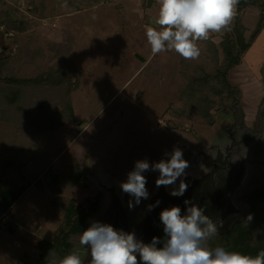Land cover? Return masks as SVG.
<instances>
[{
	"label": "rangeland",
	"instance_id": "rangeland-1",
	"mask_svg": "<svg viewBox=\"0 0 264 264\" xmlns=\"http://www.w3.org/2000/svg\"><path fill=\"white\" fill-rule=\"evenodd\" d=\"M253 1L258 4L236 11L244 42L259 15L261 27L231 63L221 42L234 41L233 21L197 42L198 59L185 60L174 51L151 56L145 25L155 26V0H0V91L7 85L23 91L18 104L25 112L46 100L55 104V119L65 117L56 128L37 132L31 117L10 105L14 96L3 99L0 93V114L3 107L10 110L0 116V178L26 186L10 207L0 206V264L33 263L36 246L66 229L54 196L87 211L81 231L67 238L83 264L91 256L79 244L80 234L93 221L111 225L116 204L120 230L136 238L155 207L180 205L183 211L199 196H212V180L217 190L226 188L220 199L225 209L207 211L213 221H223L218 231L251 214L243 195L264 187V0ZM60 65L75 70L52 85L48 81ZM68 86L71 112L60 103ZM228 131L237 143L225 166L214 169ZM173 148L188 161L186 175L157 188L159 173H143L149 197L129 209L132 197L119 184L134 162L167 159ZM47 167L82 172L74 184L60 182L54 191ZM181 180L186 191L171 195Z\"/></svg>",
	"mask_w": 264,
	"mask_h": 264
},
{
	"label": "clouds",
	"instance_id": "clouds-1",
	"mask_svg": "<svg viewBox=\"0 0 264 264\" xmlns=\"http://www.w3.org/2000/svg\"><path fill=\"white\" fill-rule=\"evenodd\" d=\"M154 25H145V37L155 57L164 51H174L185 60H196L201 54L198 41L208 40L210 34L226 30L231 25L239 0H156ZM167 159L149 163L134 162L126 180L120 182L122 192L132 197L128 207L148 199L147 179L143 173H159L155 186H170L186 175L188 161L179 148L164 154ZM187 189L183 180L171 191L181 196ZM159 204V201L156 202ZM188 205V201L184 202ZM149 209L152 205L148 206ZM159 219L163 225V238L152 237L151 242L138 240L134 232L117 230L109 224L93 221L79 236V244L90 250L89 264H264V250L255 256L228 251L222 246L210 247L208 241L218 235L222 220L213 221L195 205L181 214L178 206L162 209ZM248 214L244 224L252 221ZM162 245V247H157ZM139 257V259L137 258ZM50 264H83L82 257L71 252Z\"/></svg>",
	"mask_w": 264,
	"mask_h": 264
},
{
	"label": "trees",
	"instance_id": "trees-1",
	"mask_svg": "<svg viewBox=\"0 0 264 264\" xmlns=\"http://www.w3.org/2000/svg\"><path fill=\"white\" fill-rule=\"evenodd\" d=\"M148 3H151V0H145ZM253 3L257 5L258 3L253 0H239L236 11L243 8L248 3ZM262 15H259V19L255 24L252 34L250 35L248 41L243 40L242 32L244 26L240 22L239 16L236 14L233 19V33L234 41L231 43L228 39H224L221 42L224 53L226 54L228 61L235 63L239 56V51L244 50L250 43L251 38L253 39L254 35L257 34L259 28L261 27ZM17 29H20L19 25H14ZM70 69V70H69ZM75 69L68 66L60 65L56 68L49 79V83L61 84L63 83V78L70 74V71ZM57 81V83H56ZM225 86H230L224 82ZM10 84V83H7ZM9 88V89H8ZM69 86L66 87L64 94L60 96V103L62 107L67 109L68 112H71L70 101L68 99ZM3 99H7L13 95V101L10 105L18 106L19 113L21 112L24 115V118L31 117L28 121L30 125L37 132H43L56 128L62 120L65 119L63 116H58L54 118L55 114V104L46 103V100L38 101L35 105L31 107L28 111H24V108L18 104L20 101H23L24 98L21 96L24 94L23 91L17 87L7 85L3 87L0 91ZM65 98V99H64ZM11 99V100H12ZM17 110V109H16ZM36 110L38 112H36ZM8 108L3 107L1 109L0 116L5 117L4 114L8 113ZM50 112V116L46 115V112ZM36 112V113H35ZM69 114V113H68ZM24 119V120H25ZM35 119H39L36 121ZM82 172V171H81ZM80 172V173H81ZM74 170L73 172L61 173L59 169L47 167V174L49 176V186L56 191V186L63 182L68 185L74 184L80 174ZM26 186L23 185H14L5 183V180L0 178V206L1 208L7 209L12 205V203L19 197V195L24 191ZM212 188V186H211ZM243 197L250 202L251 205V215L253 216L252 221L248 224V227L245 226L244 221L233 220L229 227L225 230L218 231V235L213 237L208 241L210 247L222 246L228 251H238L242 254L255 256L260 250H264V187H258L252 191H248L247 195L244 194ZM53 204L59 208L64 213V225L66 229H60V235L54 238V241L43 242L44 246L38 245L39 253L37 258L33 263H24V264H47L50 263V257L57 256V259L63 258L72 251L69 250L70 244L67 241L69 234L81 231L82 223L86 217L87 211H79L77 208H74L69 199L62 197L54 196L52 197ZM97 202L94 200L92 206H89L91 211L96 209Z\"/></svg>",
	"mask_w": 264,
	"mask_h": 264
},
{
	"label": "flooded vegetation",
	"instance_id": "flooded-vegetation-1",
	"mask_svg": "<svg viewBox=\"0 0 264 264\" xmlns=\"http://www.w3.org/2000/svg\"><path fill=\"white\" fill-rule=\"evenodd\" d=\"M227 134V133H226ZM233 136V133L231 132V131H228V135H227V137H228V142H227V144H225V145H223V147H222V150H220L219 152H220V156L218 157V161L216 162H214V169H219V167H224L225 166V163H226V161L228 160V158H229V156H230V154H231V147L233 146V145H235L237 142H236V139L235 138H233L232 137ZM217 153V152H216ZM217 154H215V158H214V160L215 159H217V156H216ZM214 172V171H213ZM213 174V173H212ZM211 176V178L210 179H212V175H210ZM212 196H210V197H208V196H206V195H201V196H199L198 198H201V202L199 203V202H197V203H195L194 205L195 206H198V207H200V208H204L205 206H207V205H209L210 203H211V201H212V199H214V202H213V205L211 206V207H206L204 210H203V214L204 215H206V216H208V213H207V211H208V209L209 208H212V207H214V206H219L221 209H225V207H222L221 206V204H220V199H221V197H222V195L223 194H225L226 192V188L225 189H220V190H217L216 189V186L214 185V182H213V180H212ZM197 201V200H196ZM189 207V206H188ZM161 208V207H160ZM165 208H167V207H165ZM165 208H162V209H165ZM161 209V210H162ZM181 209V208H180ZM154 210V209H153ZM158 210H159V208H158ZM182 210V209H181ZM186 210V209H185ZM185 210H183V211H181V214L183 215V214H185ZM160 211V210H159ZM161 212V211H160ZM209 217V216H208ZM145 226V224L144 225H142L141 226V228H139V231L143 228ZM139 233V232H138Z\"/></svg>",
	"mask_w": 264,
	"mask_h": 264
},
{
	"label": "water",
	"instance_id": "water-1",
	"mask_svg": "<svg viewBox=\"0 0 264 264\" xmlns=\"http://www.w3.org/2000/svg\"><path fill=\"white\" fill-rule=\"evenodd\" d=\"M216 156H217V159H215L214 161L217 162L218 157L220 156L219 151H217ZM212 172L210 173V175H212ZM210 178H211V176H210ZM214 199L209 205H207L203 209L202 208L201 209L204 210L206 207H211L213 205ZM198 202L199 203L201 202V198H198ZM174 206H178L180 208V205H174ZM159 213H160V211L158 210V206H157L153 210L152 218L150 219V221L140 230L139 236L137 238L138 240H141L144 243H149V242H151V239L154 236L158 237V238L164 237L163 225L159 219ZM111 226H113L117 230H120V224L118 221L117 204L114 207V214L112 217ZM157 247H162V245H157ZM137 258L139 259V257H137Z\"/></svg>",
	"mask_w": 264,
	"mask_h": 264
},
{
	"label": "built area",
	"instance_id": "built-area-1",
	"mask_svg": "<svg viewBox=\"0 0 264 264\" xmlns=\"http://www.w3.org/2000/svg\"><path fill=\"white\" fill-rule=\"evenodd\" d=\"M155 1H156V0H155ZM0 220H1L2 222H4V220H5L4 216H1V217H0Z\"/></svg>",
	"mask_w": 264,
	"mask_h": 264
}]
</instances>
